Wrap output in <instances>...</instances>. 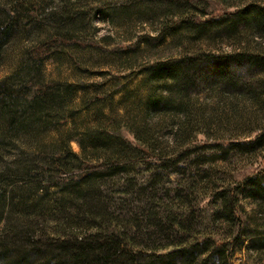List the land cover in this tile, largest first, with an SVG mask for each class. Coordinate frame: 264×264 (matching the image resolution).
<instances>
[{
    "label": "trees",
    "instance_id": "trees-1",
    "mask_svg": "<svg viewBox=\"0 0 264 264\" xmlns=\"http://www.w3.org/2000/svg\"><path fill=\"white\" fill-rule=\"evenodd\" d=\"M121 1L155 31L105 85L71 52L106 0H0V56L28 38L0 79V264H264V0ZM64 50L73 79L44 78Z\"/></svg>",
    "mask_w": 264,
    "mask_h": 264
},
{
    "label": "rangeland",
    "instance_id": "rangeland-1",
    "mask_svg": "<svg viewBox=\"0 0 264 264\" xmlns=\"http://www.w3.org/2000/svg\"><path fill=\"white\" fill-rule=\"evenodd\" d=\"M28 1H30L28 4L33 3L34 6L40 8L42 7L41 5H45V3H49L51 0H35L34 2L33 0ZM101 1L104 2V0ZM106 1L111 9V11H109L110 13L106 14V16H102L97 12H94L92 15H86V24L84 30L76 33L78 41L83 45L78 46V48L76 47L80 51L75 50L76 48H73L74 52H71V54L73 53L76 58L78 57L80 59H86L88 57L89 59H86L87 62L85 64H87V66L92 70H96L98 68L111 69L112 73L109 75L106 74V76L103 78L96 76V74H91L90 76L85 77L87 81L99 82L102 80L105 85L111 82L113 75L117 76L116 80H118L119 83H123L124 80H122L121 75L126 72L124 67L129 62L131 53V51L126 48L129 47L133 41H135V36L143 33H149L151 35L155 31L149 22H140L135 17H129V11L126 10L123 12L120 10L119 8L122 7L121 0ZM106 9L107 8H105V11L108 12ZM221 10L222 5L219 2H210V6L208 8L209 14H218ZM43 33L44 32H42L41 36L39 35L37 37L35 35V37L42 39ZM132 38L135 39L133 40ZM27 40V37H22L19 41L12 43L5 49L4 52H2L0 56V79L15 69L20 59V51L18 47L22 45V43L26 45ZM168 40L169 38L167 37L166 41ZM140 47L142 48L143 45ZM66 53L67 50L65 52L58 51L56 54L53 53L50 57L45 59L42 71L44 78L62 80L73 79L71 76L72 72L70 70V62H68ZM206 67H208V64H204L202 66L203 69ZM229 70L234 76L240 75L243 78H247L249 76L244 67H239L233 63L229 64ZM140 82L141 76L137 75L127 83L126 86L127 90L129 91V103H133L134 101L138 102L146 96L147 89L141 85ZM78 95H80V92L77 94V96ZM119 98L120 94L115 95L114 101L119 100ZM128 138L132 140L130 135H128ZM201 138L202 137L200 136L199 139ZM71 147L74 151L79 150L75 141H71ZM240 165L241 164L239 163L238 166ZM249 171H252L251 167H245L242 170L240 168L235 175L241 177L243 174ZM174 177L175 175H170L169 179H173ZM140 180L141 178H139V181ZM242 259V253L239 251L236 252L232 259L233 264H241Z\"/></svg>",
    "mask_w": 264,
    "mask_h": 264
}]
</instances>
